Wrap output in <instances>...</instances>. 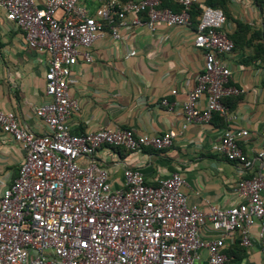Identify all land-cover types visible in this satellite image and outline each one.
Instances as JSON below:
<instances>
[{"label": "built area", "instance_id": "built-area-1", "mask_svg": "<svg viewBox=\"0 0 264 264\" xmlns=\"http://www.w3.org/2000/svg\"><path fill=\"white\" fill-rule=\"evenodd\" d=\"M170 1L180 10L162 7L163 0H100L93 12L80 0H43L42 6L35 0H0L29 48L49 55L45 80L51 98L36 109L46 127L41 135L21 126L13 111L0 108V129L24 151L17 177L0 195V264H227L225 251L235 234L244 247L252 245L254 225L264 236L262 172L236 182L237 201L230 207L204 210L189 204L180 172L151 185L140 170L125 169L123 187L113 188L107 169L94 161L78 163L103 146L166 149L188 125L209 123L215 113L235 121L224 100L243 90L232 84L223 59L234 43L224 31V12L203 5L194 46L203 52L204 65L183 104L180 131L144 135L105 126L80 135L71 132L69 120L80 106L70 95L69 77L78 59L91 63L90 49L107 30L119 39L121 28L154 32L160 26H192L197 0ZM162 104L169 102L164 98ZM250 137L247 129L230 125L212 150L241 165L247 159L242 142ZM258 137L257 159L264 168V126ZM206 227L212 234L205 233Z\"/></svg>", "mask_w": 264, "mask_h": 264}, {"label": "crops", "instance_id": "crops-1", "mask_svg": "<svg viewBox=\"0 0 264 264\" xmlns=\"http://www.w3.org/2000/svg\"><path fill=\"white\" fill-rule=\"evenodd\" d=\"M35 1L43 5V0ZM227 1L230 17L224 31L228 36L238 33L237 21L249 26L247 32L240 31L245 38L258 32L262 35V40L255 38L253 44L237 46L223 57L232 72V84L243 90L224 100L235 121L227 122L215 113L209 123L188 125L166 149L129 151L103 146L91 159L79 158L81 166L94 161L107 169L113 188L123 187L125 169L140 170L151 185L180 172L187 181L183 190L189 204L204 210L210 205L230 207L237 201L232 191L236 182L241 177L264 173L257 159L258 136L264 126V61L252 57L254 45L264 43V7L260 9L255 0ZM80 4L93 12L101 2L80 0ZM196 4L208 5L207 0H197ZM194 37L195 26H160L154 32L146 27L121 28L119 39L107 30L90 49L93 61L86 63L79 58L72 68L69 91L80 108L69 120L71 132L80 135L105 126L128 128L144 135L180 131L183 104L204 65L203 52L194 46ZM48 59L47 53L29 48L23 31L0 8V108L13 111L21 126L39 135L46 132V127L36 109L51 101L46 94ZM164 98L169 105L162 104ZM205 104L202 98L200 107ZM230 125L251 134L242 142L247 159L241 165L212 150ZM23 159L21 146L0 129V195L17 177ZM262 194L264 197V191ZM204 231L212 234L208 227ZM250 239V247L240 244L238 234L228 240L227 264H264V236H260L258 224L251 228Z\"/></svg>", "mask_w": 264, "mask_h": 264}, {"label": "trees", "instance_id": "trees-1", "mask_svg": "<svg viewBox=\"0 0 264 264\" xmlns=\"http://www.w3.org/2000/svg\"><path fill=\"white\" fill-rule=\"evenodd\" d=\"M227 2H228L227 0H207V4L208 5H210L212 7H215V8L222 9V11L224 12L226 18H229L230 14L228 12ZM255 2L260 7V9H263L264 0H255ZM162 7H168V8H171L172 10H174V11H179L180 10V7L178 5H176L175 3H173L172 1H170V0H163ZM200 13H201V7L195 3L192 6V9H191L192 26L196 27V24L198 22V17L200 15ZM237 25H238V31H237L238 33H236V35L229 36V38L234 43V48L237 47V46L244 47V46H247V45H251V44H253V40L255 38L258 39V40H260V39L262 40V38H261L262 35L259 32L256 35L252 34L250 39L245 38L244 35L240 34V31L247 32L249 30V26L246 25V24H243V23H241L239 21H237ZM254 50H255V53H254V55L252 57H256V58L260 57V59L262 61H264V43L259 41V43L254 45ZM263 85H264V80H263ZM226 254H227L228 258H229V253L226 252Z\"/></svg>", "mask_w": 264, "mask_h": 264}]
</instances>
